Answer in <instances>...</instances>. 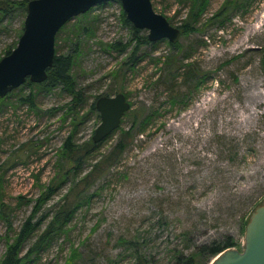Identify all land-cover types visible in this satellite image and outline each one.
I'll return each mask as SVG.
<instances>
[{
	"label": "rangeland",
	"instance_id": "rangeland-1",
	"mask_svg": "<svg viewBox=\"0 0 264 264\" xmlns=\"http://www.w3.org/2000/svg\"><path fill=\"white\" fill-rule=\"evenodd\" d=\"M151 1L175 26L187 11L179 0ZM221 2L209 0L205 15ZM121 8L119 1L110 0L91 9L99 18L96 34L86 39L84 55L74 68L77 85L86 95L81 113L97 94L117 87L132 107L143 105L157 112L121 159L93 182L68 231L53 238L39 258L28 264H64L72 249L78 253L73 264H131L133 250L121 241L130 238L138 241L144 264H171L176 250L189 251L230 236L239 242L230 248L241 250V219H249L264 199V0H249L223 28L211 26L204 34L179 38L184 48L187 44L192 50L191 66L193 61L201 70L198 82L192 80V70L166 78L156 57L171 53L167 39L143 45L141 60L115 80L110 72L126 54L105 50L97 41L129 39L130 28L120 20ZM23 20L16 12L0 31L1 56L18 39ZM68 27L56 34L59 47L65 50ZM18 88V95L9 100L12 105L0 103V201L11 208L6 215L13 227L10 235L31 214L41 185L60 176L56 151L72 128L68 121H61L65 108L52 115L46 111L70 99L65 90L38 91L37 112L18 100L29 93L30 86ZM172 95L176 96L173 102ZM99 121L89 111L78 123L75 138H91ZM130 121L125 118L122 127L128 128ZM118 137L119 131H113L99 151L107 150ZM28 141L33 147L39 142V147L28 156L23 152L14 158L12 153ZM88 163L85 170L92 161ZM78 178L79 174L74 175L73 181ZM68 185L60 184L32 221L51 213ZM6 231V221L0 217V259L6 249Z\"/></svg>",
	"mask_w": 264,
	"mask_h": 264
},
{
	"label": "trees",
	"instance_id": "trees-1",
	"mask_svg": "<svg viewBox=\"0 0 264 264\" xmlns=\"http://www.w3.org/2000/svg\"><path fill=\"white\" fill-rule=\"evenodd\" d=\"M27 1L0 0V31L8 27L9 19L16 12H20L24 18ZM179 1L185 3L187 6L185 16L182 18L181 23L177 25L181 31L180 37L184 38L194 32L204 34V31L211 26L223 28L237 12L243 10L249 0H222L220 5L207 16L205 13L209 5V0ZM91 9L75 16L74 18L76 20L72 24L66 22L59 29L58 32L63 31L64 28L71 25L70 28L68 27L69 29L65 37V40H67L65 42L67 49L65 50L59 47L57 42L58 37L56 35L55 54L52 64L46 70V78L41 82H32L27 79L23 84L29 85L30 91L18 97V100L26 103L29 109H35L38 112L39 109L35 103V97L38 91L53 90L55 88L65 90L69 94L70 99L64 105L51 107L46 111L52 115L59 108H65L61 114V121L63 123L68 121L72 128L56 151L55 166L57 167L56 172L60 176L56 180L53 178L49 183L41 185L39 195L33 200L31 214L23 221L17 231L14 230L12 235H10V231L13 229L11 221L6 218L11 208L5 202L0 201V217L4 218L7 224L6 234L3 235L6 241V249L0 259V264H28L30 261H36L39 258L40 251L53 238L66 233L69 222L84 204L87 191L93 182L108 173L113 165L121 159L124 150L135 140L137 135L143 134L146 123L157 112L152 108L147 110L143 105L132 107L133 104L131 103V108L125 113L121 121L122 124L125 118L130 119V125L128 128L120 125L117 129L119 131L118 139L107 150L102 152L99 151L100 146L102 141L108 136L99 142H94L92 137L83 140L75 138L78 123H81L85 119L89 111H93L97 117L99 116L95 108V100L91 101L86 112L81 113V109L86 103V95L83 89L77 85L74 73V68L79 65V60L84 55L86 39L96 34V25L99 18L98 15L92 13ZM120 20L122 24L130 28L131 34L127 41H97L105 50L126 54L125 58L119 63V67L110 72L115 80L117 78L121 80L124 72L141 60L142 56L139 55V52L142 46L152 44L153 42L148 39L147 32L144 29L136 28L131 24L122 8L120 9ZM169 21L171 22V20ZM21 32L22 26L17 31V38ZM16 41L17 39L12 46L4 49L3 53L7 54L15 46ZM169 45L171 47L170 54L164 55L163 59L156 57V61L161 63L162 69L165 71L166 78L172 80L182 74L183 70L185 74H189L192 70V80L198 82L201 77V70L198 66L194 65L193 61L191 66V62L188 60L193 54L190 46L186 44L184 48V44H181L179 40L175 43L170 42ZM186 47L188 48L186 49ZM202 75L204 74L202 73ZM18 89L20 88L17 87L0 98L2 106L11 104L9 100L14 95H18L16 93ZM119 90L120 88L117 87L112 92L116 93ZM112 92L107 91L106 93L97 94L95 99L99 95H111ZM170 99L173 102L176 96L172 95ZM39 144L38 142L33 147L30 141L21 143L18 149L12 153V156L14 158H20L23 152L24 156H28L39 147ZM90 160L92 163L85 170V164L88 165ZM77 174H79V178L73 181L74 175ZM64 182H69V185L61 198L54 204L51 213H48V215L43 214L37 220L32 221V218L42 204ZM21 198L22 196H17L19 203L23 202ZM44 221L45 223H43ZM247 221L248 218L246 217L241 219L240 229L242 235L244 234ZM33 236H35V239L23 251L24 245ZM121 241L126 243V248L133 250V262L131 264H144L145 256L139 250L138 241L132 238L126 240L121 239ZM238 244L239 242L230 236L221 241H212L208 244L205 243L195 246L194 249L189 251L179 249L172 255L171 264H208L220 251L227 247L237 246ZM77 256L76 249H72L70 256L64 264H73Z\"/></svg>",
	"mask_w": 264,
	"mask_h": 264
},
{
	"label": "water",
	"instance_id": "water-1",
	"mask_svg": "<svg viewBox=\"0 0 264 264\" xmlns=\"http://www.w3.org/2000/svg\"><path fill=\"white\" fill-rule=\"evenodd\" d=\"M110 0H28L22 32L16 45L0 57V98L19 87L27 79L41 82L55 54V37L71 18L97 4ZM133 26L147 31L150 41L179 40L181 31L157 11L151 0H117ZM131 104L125 93L99 95L95 108L100 118L92 140L99 142L117 130ZM208 264H264V199L251 213L245 225L244 247H227Z\"/></svg>",
	"mask_w": 264,
	"mask_h": 264
}]
</instances>
